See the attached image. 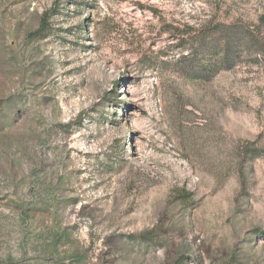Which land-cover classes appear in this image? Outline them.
Instances as JSON below:
<instances>
[{
  "label": "rangeland",
  "instance_id": "obj_1",
  "mask_svg": "<svg viewBox=\"0 0 264 264\" xmlns=\"http://www.w3.org/2000/svg\"><path fill=\"white\" fill-rule=\"evenodd\" d=\"M217 24L264 0H0V264H264V55L200 77Z\"/></svg>",
  "mask_w": 264,
  "mask_h": 264
},
{
  "label": "trees",
  "instance_id": "obj_2",
  "mask_svg": "<svg viewBox=\"0 0 264 264\" xmlns=\"http://www.w3.org/2000/svg\"><path fill=\"white\" fill-rule=\"evenodd\" d=\"M45 16L41 20V29L47 27ZM200 48L208 56L202 66L200 77L208 79L221 70L235 67L243 56L264 55V40L258 33L239 24H217L210 31L198 35ZM254 142L243 145L244 152L251 151Z\"/></svg>",
  "mask_w": 264,
  "mask_h": 264
}]
</instances>
